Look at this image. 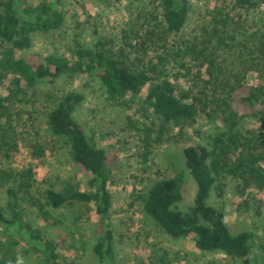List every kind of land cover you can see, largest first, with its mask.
Returning <instances> with one entry per match:
<instances>
[{"label":"rangeland","instance_id":"obj_1","mask_svg":"<svg viewBox=\"0 0 264 264\" xmlns=\"http://www.w3.org/2000/svg\"><path fill=\"white\" fill-rule=\"evenodd\" d=\"M29 1L35 4L42 0ZM187 2L185 25L179 33L171 34L166 31L157 0H62L59 8L64 23L59 29L32 34L30 46L24 49L14 48L0 39V61L4 52L14 58L32 54L39 60L49 54L66 56L79 44L111 52L128 65L139 68L151 59L156 62V54H163V50L172 53L185 41H197L210 15L220 6L236 21L238 39L247 42L253 50L264 40V3L242 8L231 0ZM249 64L252 66L245 83L256 86L263 81L264 69L261 73L259 64ZM162 66L174 83L178 97L194 95L205 86L204 67L189 56L172 54ZM10 79V72L0 68V95L11 94ZM21 88V93L9 103L11 121L0 132V203L3 206L6 188L12 185V177L25 164H30L34 171L31 194L42 203L44 190L52 185L61 188L64 182L70 181L81 189H88V174L71 160L66 139L52 132L47 117L63 94L77 89L83 94V100L74 117L106 152L108 188L112 194L109 224L114 233L116 264H156L161 257L168 264H206L210 260L237 264L223 254L199 251L193 238H171L136 198L146 193L154 181L180 174L183 199L178 208L187 210L193 203L196 183L186 166L183 149L187 145L208 144L224 132L223 113L199 112L191 121L167 124L164 133L159 135L162 122L144 99L148 85L137 95L129 94L117 101L109 100L97 77L88 73L45 78L33 86L22 82ZM262 126L253 117L241 121L244 135L264 134ZM260 165L264 167V157ZM225 181L223 189L212 192L210 202L224 211L231 232L246 229L261 238L264 188H245L240 179L231 175ZM23 206L28 221L44 235L65 239L62 264H98L92 251L93 206L51 209L46 205L52 222L40 218L36 207L27 203ZM13 236L0 231L2 241L17 242ZM28 248L22 241L14 246L19 264H41L39 257L30 251L27 253ZM252 259L264 264V257L257 250Z\"/></svg>","mask_w":264,"mask_h":264},{"label":"trees","instance_id":"obj_2","mask_svg":"<svg viewBox=\"0 0 264 264\" xmlns=\"http://www.w3.org/2000/svg\"><path fill=\"white\" fill-rule=\"evenodd\" d=\"M61 1L42 0L34 4L29 0H0V39L14 48L24 49L30 46L32 34L59 29L64 23L59 8ZM157 1L166 31L179 33L187 19V0ZM231 1L242 8L264 3V0ZM254 47L256 50L238 39L236 21L220 6L210 15L197 41H185L172 53L163 50V54H156V62L151 59L139 68L128 65L111 52L79 44L70 55L49 54L42 60L32 54L14 58L4 52L0 68L10 72L12 86L8 88L11 94L0 95V132L11 121L9 103L21 93L22 82L33 86L45 78L52 80L72 73L95 75L111 101L129 94L137 95L148 85L144 99L162 122L159 135L164 133L167 124L191 121L199 112L223 113L224 132L208 144L187 145L183 149L186 166L196 183L193 203L187 210L178 208L183 199L180 174L154 181L146 193L136 198L171 238L190 237L201 252L223 254L237 264H258L252 255L257 250L264 257V220L261 238L246 229L233 233L225 222L224 211L210 202L212 192L223 189L229 175L240 179L245 188H264V167L260 165L264 157V134L244 135L241 131L245 117L257 118L264 127V78L256 86L245 83L252 66L249 62L259 64L261 73L264 69V40ZM172 54L182 58L189 56L204 67L203 89L194 95L177 96L175 85L162 66ZM262 75L264 77V70ZM82 100L79 90H70L58 99L47 117L52 132L66 139L71 160L88 174V189H81L70 181L64 182L61 188L52 185L44 190L45 202L42 203L31 194L35 176L32 166L25 164L12 177V185L6 188V204L0 203V231L13 234L17 239V242L0 240V264L20 263L14 250L18 241L28 245L27 253L30 251L39 257L41 264H62L65 239L49 238L34 227L23 211L24 203L36 207L38 216L47 222L52 219L45 210L46 205L51 209L93 206L92 251L98 264H116L114 233L109 224L112 194L108 188L106 152L74 117ZM221 263L210 260L206 264ZM156 264H168V261L161 257Z\"/></svg>","mask_w":264,"mask_h":264}]
</instances>
